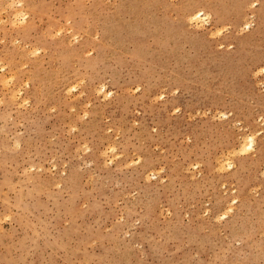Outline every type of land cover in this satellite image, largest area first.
<instances>
[{"label":"rangeland","instance_id":"374dc122","mask_svg":"<svg viewBox=\"0 0 264 264\" xmlns=\"http://www.w3.org/2000/svg\"><path fill=\"white\" fill-rule=\"evenodd\" d=\"M0 264H264V0H0Z\"/></svg>","mask_w":264,"mask_h":264},{"label":"bare ground","instance_id":"6f19581e","mask_svg":"<svg viewBox=\"0 0 264 264\" xmlns=\"http://www.w3.org/2000/svg\"><path fill=\"white\" fill-rule=\"evenodd\" d=\"M204 13L202 12V9L201 10H197V11H193V13H192V16L191 17H194V18H199L200 19V17L203 15ZM203 18V17H202ZM198 19V20H199ZM194 20V19H193ZM250 141H252V140H250Z\"/></svg>","mask_w":264,"mask_h":264}]
</instances>
